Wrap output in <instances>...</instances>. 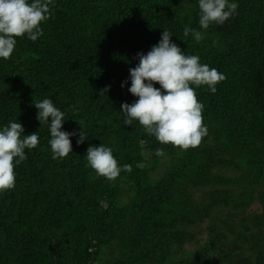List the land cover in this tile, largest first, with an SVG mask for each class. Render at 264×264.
I'll list each match as a JSON object with an SVG mask.
<instances>
[{"label":"trees","instance_id":"obj_1","mask_svg":"<svg viewBox=\"0 0 264 264\" xmlns=\"http://www.w3.org/2000/svg\"><path fill=\"white\" fill-rule=\"evenodd\" d=\"M235 2L199 43L183 34L200 30L196 0H56L41 38H17L0 59V126L20 121L40 139L0 192V264H264V0ZM164 30L226 77L214 94L196 89L209 131L188 150L126 126L121 112L137 99L129 69ZM45 98L65 113L63 131L83 122L87 140L72 137L63 159L37 120ZM102 143L115 178L84 158Z\"/></svg>","mask_w":264,"mask_h":264},{"label":"clouds","instance_id":"obj_2","mask_svg":"<svg viewBox=\"0 0 264 264\" xmlns=\"http://www.w3.org/2000/svg\"><path fill=\"white\" fill-rule=\"evenodd\" d=\"M56 0H0V59H9L17 45V38L27 37L36 42L44 35L42 25L53 16ZM199 7V29L185 26L183 34L191 36L196 42L204 40L201 30L212 24L222 25L239 7L235 0H196ZM174 34L164 30L157 45L147 54L138 53L139 63L130 68L131 87L128 91L137 99L123 103L121 112L124 124L132 126L138 121L148 135L158 142L172 144L183 150L198 147L208 135V127L203 120L204 105L198 101L196 89L207 87L216 93L217 85L225 80V75L216 68L201 62L198 55H186L172 37ZM128 81L122 84L127 86ZM159 84L157 88L155 85ZM110 86L101 91L107 94ZM38 110L37 120L49 126L51 139L49 145L53 159H63L73 152L72 137L79 136L78 145L87 140L82 121H78L81 131H63L65 113L55 106L51 99L34 103ZM39 131L25 135L23 124L15 120L0 126V192L15 187V169L27 159L26 150L35 149L39 144ZM155 155H164L158 148ZM87 166L98 175L115 178L120 171L113 149L105 146H90L87 149ZM130 171L129 165H124Z\"/></svg>","mask_w":264,"mask_h":264}]
</instances>
